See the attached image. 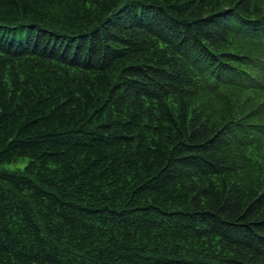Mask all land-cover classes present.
Masks as SVG:
<instances>
[{
  "label": "trees",
  "instance_id": "1",
  "mask_svg": "<svg viewBox=\"0 0 264 264\" xmlns=\"http://www.w3.org/2000/svg\"><path fill=\"white\" fill-rule=\"evenodd\" d=\"M0 264H264V0H0Z\"/></svg>",
  "mask_w": 264,
  "mask_h": 264
},
{
  "label": "rangeland",
  "instance_id": "2",
  "mask_svg": "<svg viewBox=\"0 0 264 264\" xmlns=\"http://www.w3.org/2000/svg\"><path fill=\"white\" fill-rule=\"evenodd\" d=\"M27 162H28L27 158H22L21 160L17 162L5 164L3 168L7 170H11V171L19 170V169H23L25 165L27 164Z\"/></svg>",
  "mask_w": 264,
  "mask_h": 264
}]
</instances>
